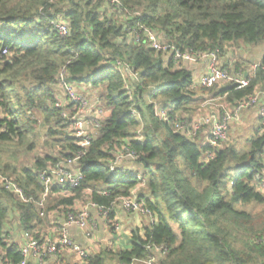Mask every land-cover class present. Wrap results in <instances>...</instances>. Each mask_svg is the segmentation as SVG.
Here are the masks:
<instances>
[{"label": "trees", "instance_id": "trees-1", "mask_svg": "<svg viewBox=\"0 0 264 264\" xmlns=\"http://www.w3.org/2000/svg\"><path fill=\"white\" fill-rule=\"evenodd\" d=\"M116 1L0 0V49H7L0 57V149L19 146L30 153L39 123L46 127L42 144L49 148L23 162H15V155L12 162L0 157V175L16 182L27 199L0 183L1 262L22 259L11 225L41 238L40 226L54 213L64 217L75 212L76 203L88 201L109 207L144 179L146 190L138 197L157 215V223L145 229V240L134 235L124 251L103 249L74 263L47 264H264V193L251 183L264 165V116L244 147L225 140L209 159H204L206 144L175 130L176 122L191 118L207 98L232 106L264 91V56L245 87L235 89L230 82L203 87L171 51L150 47L145 34L148 29L180 51L219 54L231 43L261 46L264 0ZM56 18L67 25V35L52 26ZM127 26L135 27L138 42ZM241 66L235 61L222 67L236 71ZM61 81L84 97L81 85L99 89L100 125L73 165L82 174L79 185H54L42 199L39 172L80 150L70 122L61 116L73 104L54 105ZM156 107L166 111V120L156 115ZM123 146L136 153L138 176L110 171ZM254 204L263 207L256 213L245 210ZM113 216L110 210L108 221ZM147 243L165 247L152 250L149 263Z\"/></svg>", "mask_w": 264, "mask_h": 264}, {"label": "built area", "instance_id": "built-area-1", "mask_svg": "<svg viewBox=\"0 0 264 264\" xmlns=\"http://www.w3.org/2000/svg\"><path fill=\"white\" fill-rule=\"evenodd\" d=\"M111 2L115 3L117 1L111 0ZM120 10L122 9L120 8ZM122 12L129 13L127 11ZM51 24L61 36L68 34L69 30L67 25L58 18L53 19ZM126 30L127 33L133 35L132 40L135 42L139 41L140 37L135 27L127 26ZM145 34L150 47L156 51H171L176 61L193 63L199 61L202 57H209L207 72L200 76L197 83L195 82V84L203 87H211L215 83L230 82L235 89H241L249 83V74L253 73L259 66L257 62H253L246 69L239 68L236 71H229L227 68L220 65L217 50L204 52H193L191 50L180 51L167 42L158 41L156 34L148 29H145ZM6 54L7 49L1 48L0 57ZM61 86L64 92L63 96L62 98L58 97L54 105L55 107L62 108L65 100L73 104L72 111L63 110L61 116L68 119L70 122L72 135L76 139L80 150L77 151L74 157L68 158L65 161L57 163L55 166L39 172V179L44 185L42 199L46 197L48 191L54 185L71 187H77L79 185L82 180V174L78 169L73 168V165L83 154V150L88 147L100 125L99 117L97 116L100 114V110H96L94 112L95 114H90L92 112L89 106L90 103L75 87L62 81ZM201 107L205 110L204 113L193 115L191 118L184 116L181 120L176 122L175 130L184 133L190 139H195L199 133L207 129L208 138L206 145L209 149L206 150L204 159H209L212 158L214 150L227 139L231 123H238L243 111L255 107L257 108L259 116H264V91L257 90L254 94L248 96L246 99L238 101L232 106L219 102L218 99L215 98H207L201 103ZM155 113L162 120L168 118L166 111L160 107H156ZM141 138L138 132L137 139L140 141ZM136 157L137 155L133 150L123 146L120 150L116 151L108 167L110 171L114 172L124 159L134 160ZM141 181L131 190L128 196L115 199L113 204L109 207L88 201L83 208L75 212H68L56 236L51 233L41 238H35L28 231L20 230L21 242L18 251L22 259L14 263L1 262V264H47L57 262L60 260L59 257L61 253L66 251V249L75 254L80 260L86 259L92 255V253L70 237L67 227L75 225L83 230L87 238H90L96 228V224L89 217L90 209L97 210L104 219L108 220V212L110 210L114 211L116 205H119L127 213H139L146 216L150 225H155L157 223L156 213L147 207L144 201L139 199L137 195V189L142 185ZM0 183L6 190L14 193V195L18 196L21 200L27 201L20 186L12 179L0 175ZM251 183L256 191L264 193V165L260 171L254 172ZM103 194H105V192H103ZM42 201L39 203L40 207L42 206ZM40 215H42V210L40 211ZM262 241L264 243V238ZM145 248L149 251L147 263L152 260V250L165 249V247H156L149 243L145 245Z\"/></svg>", "mask_w": 264, "mask_h": 264}, {"label": "crops", "instance_id": "crops-1", "mask_svg": "<svg viewBox=\"0 0 264 264\" xmlns=\"http://www.w3.org/2000/svg\"><path fill=\"white\" fill-rule=\"evenodd\" d=\"M263 56L264 44L261 46L253 47L244 43H240L238 45H233L231 43L230 45H227L221 53L218 54V60L220 65H227V67L229 65L232 66L235 61H239L240 63H242V66L240 68L246 69L251 63L261 60ZM208 62L209 57L205 56L197 62H183V65L191 69L194 82L197 83L200 76L207 72ZM81 86V89H84L83 91L86 92L85 85ZM86 87L89 88L88 86ZM56 88L59 89V87ZM85 97L86 99H88V102L93 100V103L89 104V106L91 107V111L95 112L96 110H98L97 93L93 94L92 96ZM218 101L221 102L220 100ZM204 111L205 110L202 109L201 113H204ZM258 117L259 113L257 112V108L252 107L246 109L241 113L238 123L234 122L231 123V125L236 124V127H239L244 126L247 121H253L251 127L256 128L259 124ZM207 138V129H204L201 133L198 134V136H196L195 139L201 142V144H206ZM118 168L130 173H136V175H139L141 171V167L131 159H124L122 162H120ZM141 182L142 185L137 189L138 196L142 189L146 190L145 180L142 179ZM142 192H144V190ZM85 205V202H79L76 203L73 207L74 210L77 211L83 208ZM113 212V219L111 221H108L104 219L97 210L90 209L89 217L96 224V228L92 236L90 238H87L81 228L75 225H70L67 227L70 237L83 248H86L88 251H90L92 254L99 253L103 249H108L114 252L129 249L130 247H132V244L134 242V235H137L140 239L145 240V229L146 227L150 226L149 220L146 216L139 213H127L119 205H116ZM64 220L65 216H58L56 213H54L48 219V221H45L43 225L40 226L39 231L43 234V236L51 233L56 236L59 233L60 227L62 226ZM12 226L9 229L11 231L10 235L12 237V240L19 244L21 242L20 230H16L14 226V229H12ZM59 259L58 263H60L61 261V263H74L76 261H79V258L67 249L66 251H63L61 253Z\"/></svg>", "mask_w": 264, "mask_h": 264}, {"label": "rangeland", "instance_id": "rangeland-1", "mask_svg": "<svg viewBox=\"0 0 264 264\" xmlns=\"http://www.w3.org/2000/svg\"><path fill=\"white\" fill-rule=\"evenodd\" d=\"M85 88H87V87L85 86ZM98 90H99L98 88H88L87 91H86V94H84V95L85 96H92L93 94L98 93ZM55 91L58 94V97L62 98V94L64 93L63 89L55 88ZM145 97L147 98V94L146 93H145ZM86 100H88V99H86ZM89 103H93V100L90 101ZM201 111H202V107H201V104H200V108H199V105H198V108L195 109L193 112H195L194 114H200ZM90 114H95V113L92 111ZM252 122L253 121H249V122L247 121V123L244 126H239V127H236V124L231 125L230 129L228 130V134H227V138L228 139H226V140L229 143H233L238 148L244 147V145L246 143V139L249 138L252 135V132L255 129V127H251ZM45 131H46V127L43 124L39 123L37 125V127H36V141H37V145L33 149V151H31L30 153L29 152L26 153V152L20 151L19 146L18 147L11 146L10 148L8 146V148H6V149H4V148L0 149V157H2L1 161L4 160V161H7V162H12V160L10 158L12 157V155H15L13 157L15 162H21V161L23 162V161H26V160H28L29 158H31L33 156L31 154L32 152H34V153H43V152L47 151V149H49V148L48 147L46 148L42 144L43 140L45 139ZM143 190H145V189H142L141 192ZM262 207L263 206H261V205H255V204L254 205H248V206L245 207V210L249 211L251 213H256V212L260 211L262 209ZM13 226H12V229L15 228V226H14V228H13ZM16 230H19V229H16Z\"/></svg>", "mask_w": 264, "mask_h": 264}]
</instances>
